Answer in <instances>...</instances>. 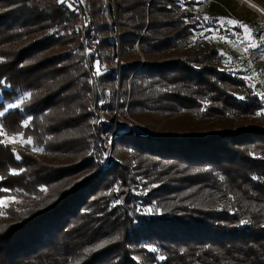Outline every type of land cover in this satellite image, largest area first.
<instances>
[{
    "label": "trees",
    "instance_id": "16d2710c",
    "mask_svg": "<svg viewBox=\"0 0 264 264\" xmlns=\"http://www.w3.org/2000/svg\"><path fill=\"white\" fill-rule=\"evenodd\" d=\"M76 2L78 11L59 0H0V125L48 154L56 139L62 156H82L35 163L32 173L29 156L17 159L0 143V188L8 189L0 198L81 178L42 208H0V264H264V126L233 125L262 103L222 69L217 50L191 44L206 19L179 14L180 0H116L124 63L119 75H100L96 63L117 48L113 29L102 20V0ZM222 14L213 3L207 18ZM94 78L102 90L120 84L123 113L130 96L133 117L186 112L197 128L118 137L106 164L110 127H91ZM24 94L22 112H4Z\"/></svg>",
    "mask_w": 264,
    "mask_h": 264
},
{
    "label": "rangeland",
    "instance_id": "374dc122",
    "mask_svg": "<svg viewBox=\"0 0 264 264\" xmlns=\"http://www.w3.org/2000/svg\"><path fill=\"white\" fill-rule=\"evenodd\" d=\"M192 5H189L185 0H180L181 9L180 13L190 12L195 15H201L204 18L208 17V11L210 6L214 3L219 9L223 10L221 16L215 18H207L206 24L200 26L194 35L190 38L191 44L202 52L209 50H217L222 57V69L228 71L240 79L244 80L249 88L253 91L254 95L258 97L262 103V109L257 112L254 117L248 118L247 121L240 120L234 122V126H242L245 124H258L264 126V0H195ZM103 13L102 20L110 25L113 32L110 34V39L116 42V49H112L108 52L110 60L104 63L97 64L99 66V74H104L111 69H115L120 74L121 66L124 63V55L122 48L120 47V27L118 25V13L116 8V0H102ZM60 3V2H59ZM66 6L71 5V8L79 9L76 0H64ZM78 11V10H77ZM228 20L236 21L235 25H229L226 23ZM188 21V20H186ZM193 20H190L191 22ZM224 21L223 25L221 22ZM112 25V26H111ZM240 25H246L250 30V35L244 32L243 27ZM223 37V39H221ZM250 45H255L251 47ZM138 48V46H137ZM248 49L245 52V49ZM139 49V48H138ZM90 53V52H88ZM143 63L145 65V59L140 54ZM3 59L0 58V62ZM92 81L93 96H95V108L89 109L93 113L91 122L92 130L94 131L96 125L102 123L108 125L110 130L103 135L104 144L107 146V152L103 155L104 162L108 164L112 159L113 147L117 141V138L121 136H132L137 138H145L147 140H153L156 137L158 130L170 129L186 131L189 128L196 130L198 123L193 120H189L186 112L178 113L174 116H159L157 121L142 120L140 118L133 117L129 113L130 96L126 99V107L124 113L120 108V104L123 102L121 98V86H108L102 90L97 78ZM119 79V76H118ZM133 83L129 81V93L130 87ZM113 91L116 92L115 102L113 99ZM243 96V95H242ZM241 97V96H239ZM244 97V96H243ZM101 98V99H100ZM30 99L29 94L21 95L19 98L14 99L11 102L6 103L4 112L14 111L19 109L21 112L25 108V103ZM115 103V108L112 110L110 106ZM97 104V105H96ZM14 105V107H9ZM31 117H27L23 122V127H27ZM209 124V122H208ZM200 128L203 127V122H200ZM0 127H2L0 125ZM144 127L145 132L142 134L138 128ZM187 127V128H181ZM6 133V131L4 130ZM139 134H136V133ZM7 134V133H6ZM9 140L12 137H18L16 142H6L5 145H9L18 155V152L24 153L29 156V168L32 173L38 172L35 163L45 165H66L74 164L82 159V156H62L60 151V143L58 140L53 139V145L55 151L51 154L44 151L43 148L37 147L34 144V140L31 136H27L24 133L7 134ZM60 140H65V137H59ZM71 138V137H70ZM31 140V143H24L22 141ZM3 140L5 137L3 136ZM59 144V146H57ZM58 147V148H57ZM36 149H42L37 151ZM103 149V146L100 148ZM120 155L124 154V151H119ZM97 155V153L95 154ZM20 159V158H19ZM24 169V168H23ZM22 169V171H23ZM40 169H44L41 167ZM18 175L19 170H13ZM13 171L11 173H13ZM81 179V178H79ZM78 177L59 181L52 189L47 185H41L36 193H30L28 196L9 194L10 198H14L15 202L8 204L3 209L13 208L15 212L28 213L33 209L42 208L51 203L55 195L59 194L64 188L72 187V184L78 182ZM73 184V185H74ZM44 188L47 191H41Z\"/></svg>",
    "mask_w": 264,
    "mask_h": 264
},
{
    "label": "snow or ice",
    "instance_id": "6c2138e0",
    "mask_svg": "<svg viewBox=\"0 0 264 264\" xmlns=\"http://www.w3.org/2000/svg\"><path fill=\"white\" fill-rule=\"evenodd\" d=\"M59 2H60V3H64V0H59ZM69 7H71V5H69ZM205 19H207V17H206ZM223 23H224V21L221 22L222 25H223ZM226 23L229 24V25H235L237 22H236V21H233V20H228V21H226ZM240 26L243 27L244 32H245L246 34H249V35H250V30L248 29V27H247L246 25H240ZM221 39H223V37H221ZM250 46H251V47H255V45H250ZM244 51L247 52L248 49L246 48ZM97 72H99V66H97ZM29 95H30V94H29ZM239 98H240L241 100L244 99L243 96H241V97H239ZM9 107H14V105H9ZM0 115H3V113L0 112ZM25 126H27V125H25ZM0 136H4V137H5V140H0V143L16 142V140L18 139V137H12L11 140H9L8 137H7V134L4 132V130H3L2 127H0ZM22 142H24V143H29V144H30V143H31V140L29 139V140L22 141ZM36 150H37V151H42V149H36ZM19 158H20V157L17 156V159H19ZM12 174H13V175H16L17 173H16L15 171H13ZM40 190H41V191H47V189H44V188H41ZM0 192H5V193H7V192H8V189H6V188H0ZM12 202H15V201H14V198H10V197H8V196H5V197H3V198H0V208H2V207H6L8 204H10V203H12ZM241 223H248V221H241ZM153 251H154V249H153ZM161 259H163V257H161Z\"/></svg>",
    "mask_w": 264,
    "mask_h": 264
},
{
    "label": "built area",
    "instance_id": "2783aa9c",
    "mask_svg": "<svg viewBox=\"0 0 264 264\" xmlns=\"http://www.w3.org/2000/svg\"><path fill=\"white\" fill-rule=\"evenodd\" d=\"M138 129H139V131H141L142 134L145 132V128H144V127H140V128H138ZM134 133H136V132H134ZM136 134H139V133H136ZM139 135H140V134H139Z\"/></svg>",
    "mask_w": 264,
    "mask_h": 264
}]
</instances>
